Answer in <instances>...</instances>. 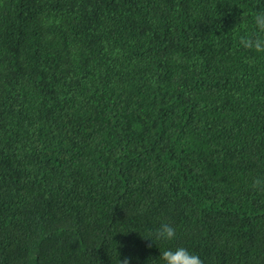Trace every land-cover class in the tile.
Returning a JSON list of instances; mask_svg holds the SVG:
<instances>
[{"label":"trees","instance_id":"16d2710c","mask_svg":"<svg viewBox=\"0 0 264 264\" xmlns=\"http://www.w3.org/2000/svg\"><path fill=\"white\" fill-rule=\"evenodd\" d=\"M258 12L0 0V264H163L180 246L264 264V53L239 44Z\"/></svg>","mask_w":264,"mask_h":264},{"label":"clouds","instance_id":"9594fccd","mask_svg":"<svg viewBox=\"0 0 264 264\" xmlns=\"http://www.w3.org/2000/svg\"><path fill=\"white\" fill-rule=\"evenodd\" d=\"M253 25L255 31L240 36L239 44L246 49L264 53V12H258L254 15ZM259 183V180L254 181V184ZM152 235L155 240L173 241L176 239L177 232L169 223L161 222ZM142 237L144 236L142 235ZM144 238L154 243L153 238ZM148 246L151 247V243ZM160 258L163 264H203V261L197 254L189 252L183 246L176 247L175 249L168 248L162 251ZM129 260V257H125L123 260L119 258V264H129Z\"/></svg>","mask_w":264,"mask_h":264}]
</instances>
